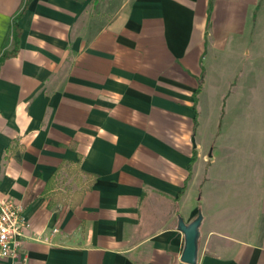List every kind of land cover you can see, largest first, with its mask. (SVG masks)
<instances>
[{"label":"crops","instance_id":"0c3cea01","mask_svg":"<svg viewBox=\"0 0 264 264\" xmlns=\"http://www.w3.org/2000/svg\"><path fill=\"white\" fill-rule=\"evenodd\" d=\"M27 0H0V55ZM211 2V8L209 5ZM0 65V264H264V0H29Z\"/></svg>","mask_w":264,"mask_h":264},{"label":"built area","instance_id":"2783aa9c","mask_svg":"<svg viewBox=\"0 0 264 264\" xmlns=\"http://www.w3.org/2000/svg\"><path fill=\"white\" fill-rule=\"evenodd\" d=\"M21 206L11 200L0 204V262H18L27 227Z\"/></svg>","mask_w":264,"mask_h":264},{"label":"water","instance_id":"95a60500","mask_svg":"<svg viewBox=\"0 0 264 264\" xmlns=\"http://www.w3.org/2000/svg\"><path fill=\"white\" fill-rule=\"evenodd\" d=\"M200 222V216L188 225L185 224L182 219L178 221V231L184 236V247L180 257V261L184 264H195L196 262L198 228Z\"/></svg>","mask_w":264,"mask_h":264},{"label":"trees","instance_id":"16d2710c","mask_svg":"<svg viewBox=\"0 0 264 264\" xmlns=\"http://www.w3.org/2000/svg\"><path fill=\"white\" fill-rule=\"evenodd\" d=\"M28 2H29V0L26 1L25 5L19 10V12L12 19V25H11L10 31H9V33L6 36V39L4 41V48L10 42L11 43V50L10 51L4 50L2 52V54L0 55V65L2 64V62L5 59L15 56L19 50L21 30H20L17 23H18V20L23 15V13L27 7ZM210 8H211V2L209 5V9Z\"/></svg>","mask_w":264,"mask_h":264}]
</instances>
